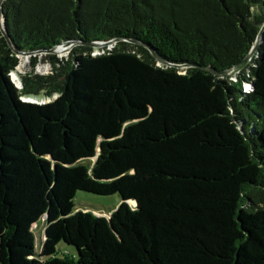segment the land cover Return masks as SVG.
<instances>
[{
  "label": "trees",
  "instance_id": "16d2710c",
  "mask_svg": "<svg viewBox=\"0 0 264 264\" xmlns=\"http://www.w3.org/2000/svg\"><path fill=\"white\" fill-rule=\"evenodd\" d=\"M1 12L19 54L79 45L18 89L0 32V264H264V43L230 77L203 69L244 61L264 0H7ZM42 95L55 99L23 100ZM79 191L122 203L97 217L76 210Z\"/></svg>",
  "mask_w": 264,
  "mask_h": 264
},
{
  "label": "rangeland",
  "instance_id": "374dc122",
  "mask_svg": "<svg viewBox=\"0 0 264 264\" xmlns=\"http://www.w3.org/2000/svg\"><path fill=\"white\" fill-rule=\"evenodd\" d=\"M104 49L105 48H103L101 50H97L96 53H103ZM106 49L109 50V49H112V47H108ZM72 50L69 52L63 53L62 55L58 54V52H57L56 56L58 58H61V59H68ZM48 55L49 54H46V53L38 55L39 63L34 69L31 68V57H33V56H30V57L20 56L19 57V59H20L19 66L17 67V69L14 72V74L16 73V75L19 77L18 78L19 82H21L22 76L28 74L29 72H33V74H38V75H49V74H51L52 73V67L47 60ZM12 79H14V76H12ZM15 83H17V82L15 81ZM32 99L37 100L39 102H42V101L49 102V101L55 99V96L51 97V98H47L44 95H42L39 98L32 97ZM121 203H122V200L119 197V195L98 196V195L79 191L76 194V198H75V206H76L75 208L77 211L88 210V211H84V212H91L92 214H94L97 217H105V218H108V216H110L111 213L113 211H115V209H117V207ZM130 207L131 208L134 207V203H131ZM98 213H100L102 215L99 216ZM105 213H108V214H105ZM44 221H45V219H41L36 224V226L33 227V233H34L35 240H36L35 243H36V252L37 253H40L42 244L45 240V234H44L43 229H42V227L44 228V225H45ZM58 251H61V252L69 251L72 253V255H75V253H76V250L74 248L67 247L63 244L60 245V247L58 248Z\"/></svg>",
  "mask_w": 264,
  "mask_h": 264
},
{
  "label": "water",
  "instance_id": "95a60500",
  "mask_svg": "<svg viewBox=\"0 0 264 264\" xmlns=\"http://www.w3.org/2000/svg\"><path fill=\"white\" fill-rule=\"evenodd\" d=\"M5 1H7V0H0V32L3 35V37L5 38V40L7 41L9 47L14 52L17 53L18 58L20 56L30 57V56H33V55H36V54H40L41 55V54H44V53H46V54H56L58 52V48L59 47L53 48V49H51L49 51H40V52L29 53V54H19L16 51L13 41L11 40V38L9 37V35H8L7 31H6L5 23H4V20H3V15H2V12H1V6H2V4ZM118 41H120V39H115V40H111V41L104 42V43H90V44H87V45L95 48L96 50H101L103 48H108V47H112L113 48L114 45ZM130 42L133 43V44H141V43L136 42V41H130ZM263 43H264V25L262 26V28H261V30H260L257 38H256V41L254 43V46L252 47V50H251L250 54L244 59V61L241 64L235 66L234 68H232L230 70L223 71V72H217V71H215V70H213L211 68H207V67L206 68H203V69H205V70L213 73L216 76H221V77H229V76H232V75H234L233 72L238 71V70L246 67L252 61V59H253L254 55L256 54L258 48ZM77 45H79L78 42H71L69 46H60V47H63L64 50H65L64 52L66 53V52L71 51ZM141 45H143V44H141ZM109 50H111V49H109ZM150 52H151L152 56L154 57V59L157 61L158 65H160V66H169V67L172 66L170 63L166 62L162 57H160L153 50L150 49ZM183 67H190V66H181V67L179 66V68H183ZM17 88L18 89H21L22 88V83L21 82H19L17 84ZM27 100L29 102L36 103V104H46V103H48V102H44V101L39 102V101L34 100L32 98H27ZM134 203H135V206H136V202H134ZM44 218L47 220V216H45ZM46 226H47V223H46Z\"/></svg>",
  "mask_w": 264,
  "mask_h": 264
},
{
  "label": "built area",
  "instance_id": "2783aa9c",
  "mask_svg": "<svg viewBox=\"0 0 264 264\" xmlns=\"http://www.w3.org/2000/svg\"><path fill=\"white\" fill-rule=\"evenodd\" d=\"M60 48V47H59ZM58 48V49H59ZM50 55H56V54H50ZM61 59V58H60ZM51 65V64H50ZM12 76H14V72L11 74V78H12ZM13 80V82L15 83V79H12ZM16 84V86H17V84L18 83H15ZM253 90V87H252V85L251 84H246L245 85V91L247 92V93H249V92H251ZM24 101H26V102H29L27 99H23Z\"/></svg>",
  "mask_w": 264,
  "mask_h": 264
},
{
  "label": "bare ground",
  "instance_id": "6f19581e",
  "mask_svg": "<svg viewBox=\"0 0 264 264\" xmlns=\"http://www.w3.org/2000/svg\"><path fill=\"white\" fill-rule=\"evenodd\" d=\"M64 51H65V50H64L63 48H59V49H58V54L62 55L63 53H65ZM14 79H15V81H16L17 83H19V80H18L17 77H14Z\"/></svg>",
  "mask_w": 264,
  "mask_h": 264
},
{
  "label": "crops",
  "instance_id": "0c3cea01",
  "mask_svg": "<svg viewBox=\"0 0 264 264\" xmlns=\"http://www.w3.org/2000/svg\"><path fill=\"white\" fill-rule=\"evenodd\" d=\"M84 211H88V210H84ZM105 214H108V213H105ZM111 214H112V213H111ZM98 215L100 216V215H102V214L98 213ZM108 218H109V216H108ZM43 219H45V218H43ZM44 222H45L44 228L42 227L43 232H45V229H46V219H45Z\"/></svg>",
  "mask_w": 264,
  "mask_h": 264
},
{
  "label": "clouds",
  "instance_id": "9594fccd",
  "mask_svg": "<svg viewBox=\"0 0 264 264\" xmlns=\"http://www.w3.org/2000/svg\"><path fill=\"white\" fill-rule=\"evenodd\" d=\"M27 99V98H26ZM32 103V102H31Z\"/></svg>",
  "mask_w": 264,
  "mask_h": 264
}]
</instances>
